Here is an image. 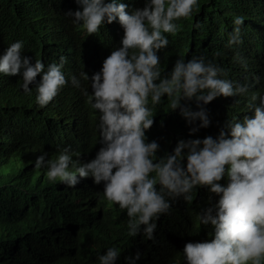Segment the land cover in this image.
Instances as JSON below:
<instances>
[{
  "label": "clouds",
  "instance_id": "1",
  "mask_svg": "<svg viewBox=\"0 0 264 264\" xmlns=\"http://www.w3.org/2000/svg\"><path fill=\"white\" fill-rule=\"evenodd\" d=\"M74 3L77 10L65 15L86 36L113 21L123 31L120 46L91 75L90 96L82 90L97 114L100 147L85 163L73 159L80 154L69 146L53 159L41 152L33 167L45 169L49 182L58 180L67 188L83 178L102 183L104 199L128 218L127 236L140 235L154 243L160 216L169 213L173 202H191L194 189L204 188L208 204L197 218L201 225L211 226L208 234L213 238L187 242L182 250L184 264H264V94L253 95L264 81V70L261 74L250 71L256 56L228 55L229 48L242 42L244 18L237 15L231 20L221 57L206 61L203 56L187 60L181 56L162 76L157 53L168 45L165 34H176L177 21L189 18L198 0H144L143 7L135 9L119 0ZM263 33L264 24L256 36ZM22 48L23 42L17 40L0 54V75H19L25 93L31 92L32 85L37 107L48 105L67 82L80 87L75 76L65 80L63 57L45 69L39 60L30 63ZM223 74L227 79H222ZM81 75L89 80L85 73ZM164 97L171 112L179 110L191 127L172 152L158 156L159 144L149 142L145 132L154 123L153 109ZM250 98V114L245 115ZM210 124L215 130L199 131ZM222 178L226 183H219ZM164 241L155 245L160 261L166 253L159 251L167 252ZM119 256V248L107 247L97 257L98 264H116ZM140 258L137 251L124 261L137 264Z\"/></svg>",
  "mask_w": 264,
  "mask_h": 264
},
{
  "label": "trees",
  "instance_id": "2",
  "mask_svg": "<svg viewBox=\"0 0 264 264\" xmlns=\"http://www.w3.org/2000/svg\"><path fill=\"white\" fill-rule=\"evenodd\" d=\"M119 2L129 9L142 8L144 4V0ZM77 7L74 0H0V54L10 43L22 41L21 53L30 58V63L39 60L46 69L63 57L65 80L75 76L80 81L79 88L67 82L48 105L39 108L32 85L31 92L25 93L20 88L19 75H0V264H98L97 257L110 246L120 249L116 264H125L124 257L137 251L141 253L137 264H184L182 250L187 242L213 238L208 234L211 226L201 225L197 218L200 209L208 204L206 189H194L191 202H173L169 213L156 221L154 233L160 230L162 236L155 241L161 244L164 239L163 248L167 250L160 261L156 242L140 235L127 236L128 218L116 204L104 199L102 183L97 185L91 178H83L73 188H67L58 180L49 182L45 169L33 167L41 152L53 159L60 149L69 146L80 154L73 159L85 163L100 147L97 114L82 90L90 96L91 75L120 46L123 31L113 21L101 24L96 33L86 36L65 15ZM237 15L244 18L242 42L229 48L228 55L236 52L256 56L250 71L261 74L264 33H256L264 24V0H198L190 17L177 21L176 34H165L168 45L157 53L161 75H167L181 56L186 60L203 56L208 61L225 54L222 44L227 42L231 20ZM222 79H227L225 74ZM261 94L264 81L253 95ZM248 101L245 115L250 114L251 98ZM192 107L197 110L194 102ZM153 115L154 123L145 135L149 142L157 141V155L163 156L174 150L191 126L179 110L171 112L166 97L153 109ZM217 127L219 132L222 126ZM204 130L213 131L215 127L210 124L199 131ZM219 183L226 181L222 178Z\"/></svg>",
  "mask_w": 264,
  "mask_h": 264
},
{
  "label": "rangeland",
  "instance_id": "3",
  "mask_svg": "<svg viewBox=\"0 0 264 264\" xmlns=\"http://www.w3.org/2000/svg\"><path fill=\"white\" fill-rule=\"evenodd\" d=\"M217 119H218V118H217ZM160 236H162V232H161V231L158 232V237H160ZM159 253H160V254H165L166 251H165V250H163V252H162V251H159Z\"/></svg>",
  "mask_w": 264,
  "mask_h": 264
}]
</instances>
